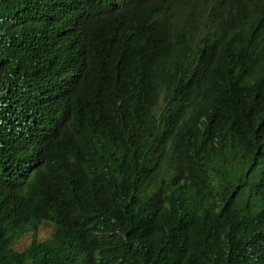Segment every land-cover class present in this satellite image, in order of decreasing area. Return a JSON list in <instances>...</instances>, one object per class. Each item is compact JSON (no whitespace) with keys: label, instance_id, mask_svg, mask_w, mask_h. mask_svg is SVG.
Masks as SVG:
<instances>
[{"label":"trees","instance_id":"trees-1","mask_svg":"<svg viewBox=\"0 0 264 264\" xmlns=\"http://www.w3.org/2000/svg\"><path fill=\"white\" fill-rule=\"evenodd\" d=\"M63 17L0 0V157L29 180L0 198V264H264L263 227L256 247L243 231L245 210L264 224V89L185 70L188 51L264 46V0H74ZM223 19L247 35L228 48ZM41 217L51 236L11 251Z\"/></svg>","mask_w":264,"mask_h":264},{"label":"clouds","instance_id":"clouds-1","mask_svg":"<svg viewBox=\"0 0 264 264\" xmlns=\"http://www.w3.org/2000/svg\"><path fill=\"white\" fill-rule=\"evenodd\" d=\"M33 1L39 11L48 15L54 20L55 24H57L64 19L63 12L71 8L74 0H71V5L68 2L69 0H59L60 4L55 1L54 4L59 7V10L56 11L51 10L50 3L52 0ZM8 17L10 23L15 21V16ZM223 25L225 26V31L221 34L223 35L221 41L225 44L226 48H228L229 44L234 42L237 37L242 39L247 36L244 32L245 29L241 25H238L234 20L223 19ZM194 30L195 29H192L189 33V36L193 33L190 41H193L199 35V32ZM211 41L213 42L212 39ZM184 43H186V41ZM154 52L158 53L159 51L154 50ZM194 54L202 56L198 60H192L189 65L185 67V70L187 73L195 75L199 86L208 88L211 86L212 80L217 79V84L225 82V84H230L231 86H243L246 89L243 92H249L252 95H259L261 90L264 89V46H254V43H251L249 40L243 44L240 43V47L234 51L229 50V53L223 52L225 59L222 62L216 60L217 62L215 65H212L214 60H208L205 57V54L198 51H188V55ZM143 56L152 59H158L161 57L153 53L151 49H146L145 47ZM0 159L2 160L0 163V173L7 169L9 180H12L11 186L5 188L4 185H2L0 187V198L4 200L8 195H12V192L18 190L21 193L25 192L29 180H27L24 174L21 173L17 163L14 160L9 159L7 155H3ZM21 177H24L25 181ZM0 180L6 179L0 177ZM250 213L251 211H244V215L251 218H249L247 225L244 226L243 231L247 236L249 235L251 239L248 240L247 243L256 247L258 242L256 237L253 236L251 230L258 224L264 229V224H262L261 221L252 218ZM29 214V208H21L18 211V217L20 220L26 219ZM238 222L240 224V220ZM45 224L50 225L51 229L42 237L41 230ZM29 226H35V231L33 232L32 229L22 231L23 228H20L11 232L8 243V248L11 251L22 253L26 251L32 243L49 238L54 230L52 220L42 219V217L33 223L27 224L24 228ZM22 237L26 238L24 242L20 241ZM26 260H29L32 264H45L39 259H36L35 262H33L31 258H26L19 264L24 263Z\"/></svg>","mask_w":264,"mask_h":264},{"label":"rangeland","instance_id":"rangeland-1","mask_svg":"<svg viewBox=\"0 0 264 264\" xmlns=\"http://www.w3.org/2000/svg\"><path fill=\"white\" fill-rule=\"evenodd\" d=\"M51 229V226L50 225H48V224H45L44 226H43V228H42V230H41V233H42V237L43 236H45L48 232H49V230ZM25 237H22L21 238V242H24L25 241ZM22 264H32L29 260H26L24 263H22Z\"/></svg>","mask_w":264,"mask_h":264}]
</instances>
